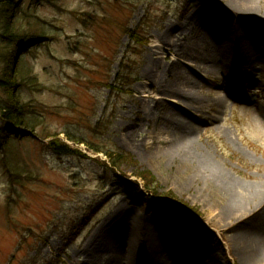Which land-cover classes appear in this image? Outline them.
I'll list each match as a JSON object with an SVG mask.
<instances>
[{
    "label": "rangeland",
    "instance_id": "374dc122",
    "mask_svg": "<svg viewBox=\"0 0 264 264\" xmlns=\"http://www.w3.org/2000/svg\"><path fill=\"white\" fill-rule=\"evenodd\" d=\"M210 2L217 14L234 5L233 0ZM208 6V0H53L52 5L38 7L35 14L45 28V39L13 55L20 56L18 75L24 80L17 96L36 119L35 131L22 130L40 139H15L5 154L0 151V264H76L84 259L77 253L87 238L116 207L140 216L147 225L150 220L161 222L169 243L192 253L188 264L192 258L200 264L203 245L221 249L220 264H242L227 250L224 239L229 235L218 223L213 192L193 176L202 161L206 173L225 176L240 193L251 194L250 187L258 191L264 184V69L210 75L194 61L181 60L199 84L193 90L196 97L208 102L229 88L231 98L217 113L210 112L209 105L197 111L183 106L195 128L187 144L191 163L185 168L180 160L149 156L140 141L159 136L164 124L155 108L148 122L143 120L144 104L155 91L142 84L148 47L169 26L186 25L193 11L206 12ZM263 8L264 3L257 10ZM218 21L221 29L233 24L231 17ZM139 27L136 44L127 31ZM5 52L0 44V53ZM171 59L176 56L166 48L159 61L165 67ZM123 60L133 80L125 94L106 86L114 85ZM4 101L0 90V103ZM103 121L106 128L97 130L96 124ZM51 141L83 156L58 155L48 147ZM93 148L121 153L124 159L113 167ZM139 175L153 178L158 196H150L151 201L160 200L171 210L157 209L155 203L145 209L149 193ZM261 238L264 242V232ZM204 255L209 257L208 252Z\"/></svg>",
    "mask_w": 264,
    "mask_h": 264
},
{
    "label": "bare ground",
    "instance_id": "6f19581e",
    "mask_svg": "<svg viewBox=\"0 0 264 264\" xmlns=\"http://www.w3.org/2000/svg\"><path fill=\"white\" fill-rule=\"evenodd\" d=\"M233 1L234 5L217 14L211 7L214 3L208 0L206 12L193 11L186 25L169 26L148 47L142 84L155 90L152 94L155 92L180 103L179 106L172 102L173 106L152 94L147 97L143 120L147 123L152 108H155L160 111L159 119L164 122L159 136L154 135L153 130L154 136L140 140L148 148L149 156L155 158L159 155L161 161L173 163L180 160L185 168L186 163H191L187 144L192 141L191 133L195 128L187 121L183 106L197 111L209 105L210 112L217 113L224 101L232 96V91L227 88L223 96H215L208 102L196 97L193 90L199 84L186 72L181 60L194 61L210 75L232 73L241 68L256 69L258 66L264 69V8L257 10L264 0ZM219 17H231L232 26L221 29ZM176 33L180 34L178 38H175ZM166 48L176 59H171L163 67L159 60ZM169 58L170 55L166 56L165 62ZM169 74H173L172 80L166 82ZM149 137L151 139L147 142ZM206 170L200 161L194 168L193 179H202L213 192L215 202L212 206L217 212L218 223L229 235L224 239L229 254L242 264H264L261 238L264 232V184L258 191L250 187L251 194H244L238 192L225 176H216L217 172L212 170L206 173ZM214 177L220 178L215 180ZM167 240L168 229L158 220H150L147 225L140 216L116 207L87 238L77 253V258L84 259H78L76 264H188V256L192 253L185 246ZM200 252V264H220L217 252L222 253L221 249L217 251L203 245ZM207 252L209 257L204 255ZM190 264L198 262L192 258Z\"/></svg>",
    "mask_w": 264,
    "mask_h": 264
},
{
    "label": "trees",
    "instance_id": "16d2710c",
    "mask_svg": "<svg viewBox=\"0 0 264 264\" xmlns=\"http://www.w3.org/2000/svg\"><path fill=\"white\" fill-rule=\"evenodd\" d=\"M130 1V0H129ZM52 5L53 0H0V44L4 46L5 54H1L0 60L2 58V67L0 69V90L4 94L5 101L0 103V122L4 125L0 128V151L4 154L7 151V147L15 139H26L34 138L35 132L32 135L23 131L33 130L35 131V118H30V108L29 106L21 103L20 97L17 96V92L20 87H23L24 80L21 75H18V59L20 56H14L17 53L16 50L19 48L31 49L33 46H37L46 37L45 28L42 26L40 19L36 16V10L42 5ZM186 7V5H184ZM142 27L134 30H128L127 34L131 37L133 42H139L138 37ZM138 36V37H137ZM136 43V44H137ZM14 50V51H13ZM23 51V50H22ZM22 51L19 52L22 53ZM126 66V67H125ZM128 65H126L123 60L120 63V71L115 79L114 85H106L108 88L112 89V92L125 94L124 90L126 86H131L130 76L127 74ZM132 75V74H131ZM133 79V78H132ZM33 81V79H32ZM129 83V84H128ZM102 123H97V130L103 131L106 127ZM100 133V132H98ZM76 144H85L86 141L69 139ZM48 147L58 155H78L83 156L79 151H73L67 145H60L57 142L51 141L48 143ZM94 149V148H93ZM96 153H103L109 159L113 167H117L118 163L122 162L124 157L123 154L118 152H107L101 149H94ZM118 162V163H117ZM4 169L10 175L8 167L5 165L3 160ZM146 185L144 186L147 193L152 195H157L155 184L153 178L148 179L145 175H139ZM148 176V175H147ZM149 177V176H148ZM139 195L143 196L138 192ZM158 196V195H157ZM143 197L146 198L144 195ZM165 200H170L164 198ZM152 203H155L157 209L166 211L171 210L169 205L162 203L161 201H151L148 197L147 202H144L145 208H151ZM184 209H189L188 207H183ZM50 264H55L54 262H49Z\"/></svg>",
    "mask_w": 264,
    "mask_h": 264
}]
</instances>
